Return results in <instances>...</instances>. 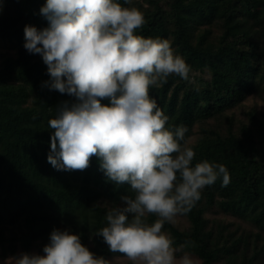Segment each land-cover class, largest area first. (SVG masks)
Masks as SVG:
<instances>
[{"label": "trees", "instance_id": "1", "mask_svg": "<svg viewBox=\"0 0 264 264\" xmlns=\"http://www.w3.org/2000/svg\"><path fill=\"white\" fill-rule=\"evenodd\" d=\"M118 2L144 13L138 35L167 39L192 69L189 81L169 76L150 96L169 126L187 127L193 165L207 160L230 174L227 186L222 179L206 186L196 206L163 231L174 247L191 242L177 255L187 251L200 264H264V0ZM45 3L0 0V40L16 48L0 63V261L37 246L43 253L59 229L117 264L127 258L95 233L111 207L124 206L130 186L108 181L96 157L83 171H58L47 161L48 122L74 97L50 89L42 57L24 48L26 25L48 27Z\"/></svg>", "mask_w": 264, "mask_h": 264}, {"label": "clouds", "instance_id": "2", "mask_svg": "<svg viewBox=\"0 0 264 264\" xmlns=\"http://www.w3.org/2000/svg\"><path fill=\"white\" fill-rule=\"evenodd\" d=\"M40 13L48 27L26 25L24 48L42 57L50 89L74 97L48 122V163L83 171L96 157L108 181L130 186L132 195L120 198L124 206L111 207L95 233L111 253L132 264H198L187 251L177 255L191 242L174 247L164 224L187 215L206 186L218 179L227 186L230 174L207 160L193 165L187 127L169 126L150 96L169 76L189 81L191 67L167 39L138 35L144 13L118 0H46ZM43 253H20L14 264H112L69 230L54 229Z\"/></svg>", "mask_w": 264, "mask_h": 264}, {"label": "rangeland", "instance_id": "3", "mask_svg": "<svg viewBox=\"0 0 264 264\" xmlns=\"http://www.w3.org/2000/svg\"><path fill=\"white\" fill-rule=\"evenodd\" d=\"M16 54V48L14 47L13 43L9 42V41H2L0 40V63L3 60V58L7 55H15ZM254 102L253 101H249L247 103V106L252 105ZM22 253L19 252L17 254V256ZM30 254H40L43 255L44 253H40L38 246L30 252ZM197 259V258H196ZM198 264H200V260L197 259ZM117 264H132L131 261H129L128 259H120V260H116ZM0 264H14V260L13 257H10L4 261H0Z\"/></svg>", "mask_w": 264, "mask_h": 264}]
</instances>
